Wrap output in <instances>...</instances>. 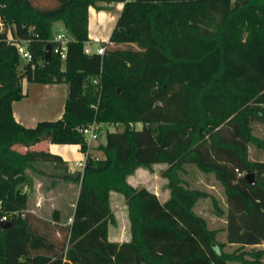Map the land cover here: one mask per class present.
<instances>
[{
	"label": "trees",
	"instance_id": "obj_1",
	"mask_svg": "<svg viewBox=\"0 0 264 264\" xmlns=\"http://www.w3.org/2000/svg\"><path fill=\"white\" fill-rule=\"evenodd\" d=\"M56 1L45 8L39 0H0V219L7 223L0 264H262V249L243 247L264 243V157L248 156L249 146L264 154V135L252 129L253 122L264 127V0ZM114 2L122 6L103 54L83 53L80 4ZM54 22L72 35L63 60L51 51L44 57ZM8 28L26 41L32 68L20 65ZM23 78L66 84L58 119L32 127L14 120L11 102L22 97ZM93 121L117 127L104 132L98 156L78 130ZM43 140L78 145L86 154L82 171L69 173L60 156L28 149ZM38 162L78 186L64 227L55 209L49 219L25 211L26 170L42 174ZM154 164L165 165L163 201L126 179ZM184 164L213 175L225 211L206 191L187 186L179 176ZM111 191L125 205L129 237L121 242L107 237L116 224ZM203 198L224 214V242L193 210ZM226 243L238 247L225 252Z\"/></svg>",
	"mask_w": 264,
	"mask_h": 264
},
{
	"label": "crops",
	"instance_id": "obj_2",
	"mask_svg": "<svg viewBox=\"0 0 264 264\" xmlns=\"http://www.w3.org/2000/svg\"><path fill=\"white\" fill-rule=\"evenodd\" d=\"M121 6H122L121 2H114L107 5L106 8L109 7V9L101 10L105 12V14H108L106 18H103V20H101L98 24L95 25H90L85 20L84 25H80L76 28L77 33L81 34L83 38L88 41L107 40L111 34V31L115 23V19L121 9ZM86 10L88 13V11L91 10L90 6H88L85 9V11ZM8 32L12 36L10 28H8ZM62 33H64L66 36L72 39L71 34L67 33L66 31H63ZM109 45H111V43H109ZM93 47L94 44H91L92 49ZM20 85H21L22 97L18 100H14L11 102L12 116L17 123L25 127H32L35 125L36 122L40 120H56L61 116L63 111V103L67 92V86L65 83H36V82L26 81L23 78L21 79ZM261 130H262L261 135H264V127H262ZM13 149L19 152H24L26 150V147L19 144H15L13 145ZM28 149L44 150L60 156L61 159L65 162L67 171L69 173L71 171L69 170L68 167H72V169L77 171V167L74 166V162L83 159L82 153L78 150V145L76 144H56L43 140L33 144L32 146L28 147ZM248 156H249V149H248ZM35 167H37L43 173L42 174L40 172L31 173L30 171L26 170V173L31 177V184L30 186L24 188L26 189V192L28 194L27 208L25 209V211L39 218L49 219L46 216L44 217L40 213L38 206L40 204H45L48 202L49 199H52V195L56 192L57 187L71 186V183L65 182L58 177H53V176L51 177L50 176L51 174L52 175L57 174L58 171L53 169L49 163L38 162L35 164ZM136 170L140 172V170L143 171L145 169L137 168ZM136 170L134 171V173L136 172ZM206 175L214 178L211 173H208ZM131 176L132 174L127 176L126 179L132 186H134V184L131 183L129 180V177ZM215 182L217 181L215 180ZM164 185H165V181H164ZM148 190L152 191L151 189ZM165 190H166L165 196L163 198H159L155 194L160 201H163L167 198L168 195L167 189L165 188ZM30 191H32L31 196H29ZM111 192H109V205L114 214V207L112 203L113 201L122 202L123 210L125 208V205L123 202V198L119 197L118 195H112ZM28 202L33 204L31 208L28 207ZM195 204L193 206V210ZM124 215L127 223L126 211H124ZM127 234L129 237L128 230H127ZM107 237L109 239L108 230H107ZM109 240L115 241L113 239H109ZM117 242H121V241H117Z\"/></svg>",
	"mask_w": 264,
	"mask_h": 264
},
{
	"label": "rangeland",
	"instance_id": "obj_3",
	"mask_svg": "<svg viewBox=\"0 0 264 264\" xmlns=\"http://www.w3.org/2000/svg\"><path fill=\"white\" fill-rule=\"evenodd\" d=\"M42 3H47V0H39ZM40 3V2H38ZM48 5L45 8L53 7L57 4L56 0H49ZM81 6V14L90 25L98 24L103 18H106L108 14L101 11L102 9H109V7L101 8V7H94L90 6L91 10L84 11L86 7L84 4H80ZM88 7V6H87ZM86 7V8H87ZM215 12V10L213 11ZM86 13V14H85ZM88 14V15H87ZM205 15V14H204ZM86 18V19H85ZM207 19V18H206ZM208 21V19H207ZM12 31V28H10ZM61 25L59 22H54L51 27L52 34H56L58 32H63ZM12 34V33H11ZM118 46H123V44H118ZM139 125L137 124L136 127ZM263 124L260 122H253L252 129L253 133L256 135L261 136ZM117 127L113 125H100L99 127V134L96 140L91 142V151H93L97 156L100 155V152L96 149V146L99 143L104 142V132L107 131H114ZM249 157L252 159H263L264 154L262 152L257 151L252 146H249ZM164 164H154L153 171L149 172L146 170H140L138 172L136 170L135 173L129 177L131 183L134 184L135 187H145L147 189H151L155 192V194L159 198H163L165 196V185L164 179L161 178L159 171L160 169L164 168ZM184 173H180L179 176L186 182L187 186L194 189H200L206 191L210 195H212L216 201L218 206L225 211V200L224 194L222 191L221 186L218 182H215V179L206 175L202 174L198 169L192 164H184L183 165ZM26 188V187H25ZM78 186L75 183H71V186H59L56 188V192L52 195V199H49L47 203L40 204L39 210L40 213L45 217L49 218L52 210H57L59 212V225L64 227L68 221L67 218L70 215V212L74 206V201L76 197ZM26 190V189H25ZM31 192L29 196H31ZM112 195H118L122 198V196L116 192H111ZM114 207V215L116 217V224L114 226H109L108 228V236L109 239H113L115 241H123L126 240L128 237L127 234V223L124 215L125 208L123 210L122 202H112ZM33 204L28 202V207L31 208ZM33 208V207H32ZM194 212L201 216L208 228L210 229H218L216 234V240L218 242H224V231H222L225 225L224 214H216L211 206V202L209 198L199 199L198 202L195 204ZM62 233L55 234L54 238L56 240L61 239ZM238 247L237 244H229L226 243L223 247V251L231 252ZM251 248L254 249H262L264 251V243L261 244H254V245H246L243 247L245 250H250ZM262 264H264V253L261 258ZM229 264H239L237 262H230Z\"/></svg>",
	"mask_w": 264,
	"mask_h": 264
},
{
	"label": "built area",
	"instance_id": "obj_4",
	"mask_svg": "<svg viewBox=\"0 0 264 264\" xmlns=\"http://www.w3.org/2000/svg\"><path fill=\"white\" fill-rule=\"evenodd\" d=\"M7 39L10 41L15 40L14 42V46H15V50L16 53L18 55V59L20 62V65L23 64H29L30 67H33V63H32V55L30 53V51L26 48L25 40H16L15 38H13L7 29ZM70 38L68 36H66L64 33H56L53 35L51 41L53 43L52 47H50V51L52 53H55L59 56V58L61 60L64 59L65 57V49H66V43L67 41H69ZM91 44H94L93 49L91 48ZM108 45V39L107 40H97V41H88V40H84L83 41V47H82V51L85 54H91V53H96V54H103L105 47ZM93 83H96L97 80L95 78L92 79ZM99 127L100 124L96 123V122H91L85 126H82L81 128H79L78 130L82 133L84 140L86 142L87 145H91V142L96 140L99 137ZM82 153V152H81ZM82 157L83 159L80 161H75L74 162V166L77 167V171H82L84 165H85V157L86 154L82 153ZM69 170L71 172H75L74 169H72V167H68ZM6 218L5 216H1V222L4 221ZM68 223L71 221V218L68 217L67 218Z\"/></svg>",
	"mask_w": 264,
	"mask_h": 264
},
{
	"label": "water",
	"instance_id": "obj_5",
	"mask_svg": "<svg viewBox=\"0 0 264 264\" xmlns=\"http://www.w3.org/2000/svg\"><path fill=\"white\" fill-rule=\"evenodd\" d=\"M49 54H50V46H49V44H46L45 45V47H44V57H45V59H47L48 58V56H49ZM99 137H100V135H99ZM244 179L249 183V184H252V175L250 174V173H247V174H245L244 175ZM7 223L6 222H0V227H4L5 225H6Z\"/></svg>",
	"mask_w": 264,
	"mask_h": 264
}]
</instances>
